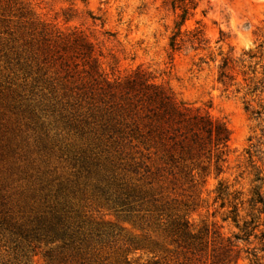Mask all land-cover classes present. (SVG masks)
Segmentation results:
<instances>
[{
    "label": "rangeland",
    "instance_id": "1",
    "mask_svg": "<svg viewBox=\"0 0 264 264\" xmlns=\"http://www.w3.org/2000/svg\"><path fill=\"white\" fill-rule=\"evenodd\" d=\"M139 70L226 124L220 174L214 157L166 164L157 148L150 172L134 173L135 150L95 146L101 114L78 88ZM256 187L264 197V0H0V264H47V252L54 264H214L212 249L239 233L233 205L260 225L233 248L250 264L264 233Z\"/></svg>",
    "mask_w": 264,
    "mask_h": 264
},
{
    "label": "trees",
    "instance_id": "2",
    "mask_svg": "<svg viewBox=\"0 0 264 264\" xmlns=\"http://www.w3.org/2000/svg\"><path fill=\"white\" fill-rule=\"evenodd\" d=\"M172 7H175L174 2ZM195 37L198 45L203 43L200 33ZM83 46L87 51L80 50L79 56L84 59L89 58L91 54L89 46L87 44ZM170 48L172 51L180 48L177 35L171 38ZM63 66L69 68L68 62H64ZM90 67L95 71V64H91ZM225 77L224 73L220 76V82L223 84ZM78 89L80 91L78 98L95 114H101V119L93 122L97 124L91 130L97 142L95 146L99 148L102 145L101 141L110 142L121 155L124 154V147L135 150L130 156L134 165L131 169L134 173H138L140 169H144L146 173L150 172L143 159H151L149 153L151 148H157L154 156L158 155L166 164L168 161L175 163L176 159L186 162L208 158L211 161L214 157L217 174L222 172V163L225 162L231 136L226 124L178 102L169 89L151 83L144 72L136 71L124 83H110L93 78V81L83 83ZM95 114H92L93 119L97 118ZM140 147L148 153L144 155L139 150ZM137 155L139 157H136ZM205 170L206 167L202 166V171ZM257 180L262 181L260 177L256 178ZM216 192V200L223 201L222 207H224V201L232 195L229 193V187L219 183ZM236 195L241 193L237 192ZM233 200L237 201L239 197L235 196ZM250 202L252 210H255L256 205L264 206V197L260 191H257V187ZM230 213L233 214V221L239 233L219 243L218 248L212 249L214 264H238L239 255L232 257L235 243L248 242L252 233L260 227L257 224L250 229L255 224V216L251 214L250 220H242L237 205L232 206ZM262 213L264 214V211ZM228 218L229 216L225 219ZM65 232L64 225L58 224V227H55V236L63 241L66 240ZM257 239L262 245L260 249L262 255L247 251L246 259L250 264H264V233H261ZM66 246L65 243L64 247ZM45 257L48 260L47 264H54L52 253L47 252Z\"/></svg>",
    "mask_w": 264,
    "mask_h": 264
}]
</instances>
